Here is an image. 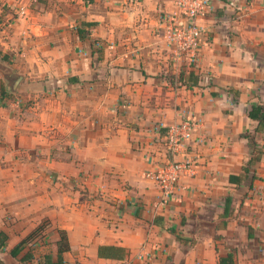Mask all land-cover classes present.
Instances as JSON below:
<instances>
[{
    "label": "crops",
    "instance_id": "obj_1",
    "mask_svg": "<svg viewBox=\"0 0 264 264\" xmlns=\"http://www.w3.org/2000/svg\"><path fill=\"white\" fill-rule=\"evenodd\" d=\"M174 11L175 0H0L5 264L56 261L61 231L63 264H264V129L249 116L264 105V0H212L194 61L164 37ZM184 119L194 165L163 202L154 173ZM106 245L123 256H101Z\"/></svg>",
    "mask_w": 264,
    "mask_h": 264
},
{
    "label": "built area",
    "instance_id": "obj_2",
    "mask_svg": "<svg viewBox=\"0 0 264 264\" xmlns=\"http://www.w3.org/2000/svg\"><path fill=\"white\" fill-rule=\"evenodd\" d=\"M38 0H28L29 5ZM177 11L164 16V37L176 55H186L193 61L205 46L206 29L195 19L206 15L211 9L212 0H175ZM26 7H21L23 13ZM196 123L184 119L168 127L167 149L171 159L161 165L154 173L163 192V202H168L181 176L193 168V161L186 158V145L192 138Z\"/></svg>",
    "mask_w": 264,
    "mask_h": 264
},
{
    "label": "trees",
    "instance_id": "obj_3",
    "mask_svg": "<svg viewBox=\"0 0 264 264\" xmlns=\"http://www.w3.org/2000/svg\"><path fill=\"white\" fill-rule=\"evenodd\" d=\"M190 76L191 73H190ZM182 81L186 82V79H183V77L180 78ZM249 116L257 119L258 120V126H257V130H263L264 129V105L263 104H255L251 107V109L249 110ZM247 137L249 138V142L251 145L252 149L256 148V143L253 140V136L251 134H247ZM261 153V152H260ZM260 157V156H258ZM42 226L38 227L37 229H35L31 234H29L27 237H25L17 246H15L12 249V254L16 255L20 252L21 250V246L27 242H29L31 239H35V237L39 236L41 233V228ZM4 235V233L2 231H0V239H2V236ZM58 244V258L56 261L52 260V257L50 255H46V264H63L62 262V252L65 250L69 249V242H68V238L67 235L64 231L60 232V239L57 241ZM123 248H117V247H113V246H102L101 247V251L100 254L101 256H105V257H115V256H123L122 252ZM0 264H5L4 261L0 258Z\"/></svg>",
    "mask_w": 264,
    "mask_h": 264
},
{
    "label": "water",
    "instance_id": "obj_4",
    "mask_svg": "<svg viewBox=\"0 0 264 264\" xmlns=\"http://www.w3.org/2000/svg\"><path fill=\"white\" fill-rule=\"evenodd\" d=\"M20 78L21 77L19 75H16V74H9L7 76V79L9 81V86L11 87L12 90L15 89V86H17Z\"/></svg>",
    "mask_w": 264,
    "mask_h": 264
},
{
    "label": "rangeland",
    "instance_id": "obj_5",
    "mask_svg": "<svg viewBox=\"0 0 264 264\" xmlns=\"http://www.w3.org/2000/svg\"><path fill=\"white\" fill-rule=\"evenodd\" d=\"M2 19H1V16H0V21H1ZM1 54V53H0Z\"/></svg>",
    "mask_w": 264,
    "mask_h": 264
}]
</instances>
